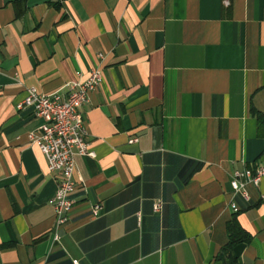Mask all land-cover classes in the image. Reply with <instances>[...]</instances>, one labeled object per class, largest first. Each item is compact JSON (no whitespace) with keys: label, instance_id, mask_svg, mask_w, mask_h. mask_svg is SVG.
Returning a JSON list of instances; mask_svg holds the SVG:
<instances>
[{"label":"crops","instance_id":"1","mask_svg":"<svg viewBox=\"0 0 264 264\" xmlns=\"http://www.w3.org/2000/svg\"><path fill=\"white\" fill-rule=\"evenodd\" d=\"M224 1L0 0V264H223L233 217L251 236L235 264H264V179L230 185L264 160V0ZM96 66L95 156L55 240L42 119L17 105Z\"/></svg>","mask_w":264,"mask_h":264},{"label":"built area","instance_id":"2","mask_svg":"<svg viewBox=\"0 0 264 264\" xmlns=\"http://www.w3.org/2000/svg\"><path fill=\"white\" fill-rule=\"evenodd\" d=\"M227 3V1H224ZM102 59V54H99ZM103 78L100 66L92 67L87 73L75 72L74 79L66 82L65 93H42L36 87H28L18 108L32 107L42 123L34 130L27 132L31 145H35L44 156L48 170L57 176V187L49 204L54 209L53 238L59 239L57 229L67 220L73 200L71 193L77 186L74 174L78 156L94 157L89 149L84 116L80 108L88 101L89 94L95 90ZM131 142L136 139L130 140ZM264 179V160L255 162L251 167L235 170L231 175L230 185L235 193L247 197L245 185L250 182L257 185ZM264 200V196H263ZM100 204L91 206V216L96 217L101 210ZM160 203L154 204L158 210ZM234 212L236 204L231 203ZM76 263V260L73 261Z\"/></svg>","mask_w":264,"mask_h":264},{"label":"trees","instance_id":"3","mask_svg":"<svg viewBox=\"0 0 264 264\" xmlns=\"http://www.w3.org/2000/svg\"><path fill=\"white\" fill-rule=\"evenodd\" d=\"M226 230L228 241L221 248L217 259L221 260L223 264H235L236 258L232 255V248L238 243L248 242L251 236L239 226L235 217L227 223Z\"/></svg>","mask_w":264,"mask_h":264}]
</instances>
